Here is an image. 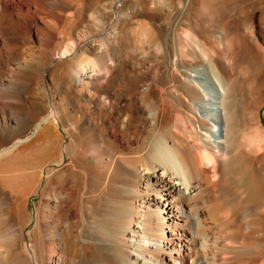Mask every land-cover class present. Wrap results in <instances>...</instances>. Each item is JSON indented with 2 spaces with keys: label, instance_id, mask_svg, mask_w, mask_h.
Wrapping results in <instances>:
<instances>
[{
  "label": "bare ground",
  "instance_id": "1",
  "mask_svg": "<svg viewBox=\"0 0 264 264\" xmlns=\"http://www.w3.org/2000/svg\"><path fill=\"white\" fill-rule=\"evenodd\" d=\"M240 5L0 0V264H264V3Z\"/></svg>",
  "mask_w": 264,
  "mask_h": 264
},
{
  "label": "rangeland",
  "instance_id": "2",
  "mask_svg": "<svg viewBox=\"0 0 264 264\" xmlns=\"http://www.w3.org/2000/svg\"><path fill=\"white\" fill-rule=\"evenodd\" d=\"M231 1V0H230ZM235 3H240L242 6L245 4L250 3H264V0H233ZM229 3V1H228ZM252 26L256 31L258 38L264 43V35H263V27L264 25L261 24L260 21V13H256L253 17ZM238 42L229 41V49H231L236 56L238 57V65L240 67L241 72L237 74L233 84V92L236 93L234 96L237 99L239 110L243 108V105H249L254 103V100H257L260 97L259 91L254 93L255 91L252 86L249 85V62L246 55L245 49H250L251 52H254L252 47V43L250 42V38L244 34ZM127 42H131V38L127 37ZM248 63V64H247ZM243 74V75H242ZM247 74V75H246ZM237 78V79H236ZM241 83V84H240ZM246 85V86H245ZM241 86V87H240ZM236 88V89H235ZM240 91V92H239ZM264 121V120H263ZM33 201L34 198L29 202V209H33Z\"/></svg>",
  "mask_w": 264,
  "mask_h": 264
}]
</instances>
